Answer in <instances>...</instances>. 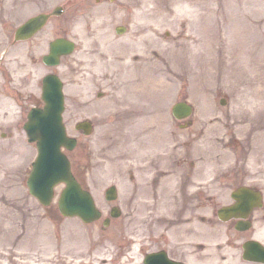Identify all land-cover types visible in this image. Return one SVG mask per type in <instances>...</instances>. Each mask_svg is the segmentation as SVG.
I'll return each instance as SVG.
<instances>
[{
  "label": "rangeland",
  "instance_id": "obj_1",
  "mask_svg": "<svg viewBox=\"0 0 264 264\" xmlns=\"http://www.w3.org/2000/svg\"><path fill=\"white\" fill-rule=\"evenodd\" d=\"M210 1L213 4H218L224 14L228 16V18L226 16L221 19V29L218 41L216 40L218 49L211 48V45L208 46L210 42L207 34L204 35L199 31L200 25L195 26L197 30H193L195 39L193 43L185 46L183 41L187 38L184 37L185 31L182 29L179 33L181 28L179 24L176 26L163 24L162 17L167 13H172L173 17L178 15L182 19L188 16V11L191 15L193 0H123V5L129 7L128 17L117 6L112 9L110 6H99L100 11L97 16L84 21L81 18L77 19L74 29L70 32L79 41L77 50L67 56L57 67V71L65 82L63 119L68 132L75 134L80 140V144L70 152V155L75 170L84 178L96 202L104 209L103 215L110 203L104 199L103 190L108 183L117 182L119 186L118 201L122 210L120 215L112 218L109 224H119V222H122L121 224H142V218L145 219L143 224H150L147 223L146 215L148 213L143 200L134 210L131 209L130 200L132 185L140 197L146 194L143 178H147L148 175L144 169L141 170L142 165L139 164L137 165V174L131 178L132 174L129 171L131 163L124 157L130 153L137 154V149L147 145L150 139L160 141L166 139L163 131L166 130L165 127L170 122L165 112V114L162 113V116H157L155 111L153 115H150L151 110L149 109L142 117L143 120H140L134 127L126 126L124 129L121 122L117 120L118 115L95 114L99 109L107 111L104 110L109 106L106 104L112 102L108 97L110 86L99 82L98 78L100 77L97 78L98 80L96 79L97 76L110 69V66L91 64L89 60L84 61L81 50L84 43L83 37L93 40L94 33L102 26V29L107 27L106 34L108 32L114 34L113 25L120 21L128 26L127 32L121 39L130 35L137 23L150 22L151 28H155L151 35L150 47L153 55L151 59L161 57L166 60L164 64L167 65V68L157 73L154 72L155 76L161 78L157 82H161L162 86L155 84L156 80H149L147 74L143 75V73L142 77L138 78L137 84L148 83L150 88L154 87L156 91L153 92V99L159 100L166 97L169 91L168 97L163 101V106L166 109L171 98H187L194 104V113L191 115L192 122L187 128L179 129L173 126L176 131L173 133L174 137L181 131L190 134V131L193 130V134L198 135L207 129L206 137L203 136L202 142L198 144L212 154L218 153L217 158L226 159L227 157L230 162L234 163L231 169L227 168L221 173L211 174L212 180H215L219 175L225 177L219 181L210 182L212 188L205 193H213L217 190L220 197H215V199L219 202L220 199H227L226 191L229 186L249 183L260 186L264 196V156L262 155L264 148L260 147L259 150L255 148L250 151L249 148H253V145L249 143V139L256 140V138L252 136V129L244 127L245 123L242 124L243 117L241 115V103L248 91L245 78L251 77L247 74L249 67L246 66V70L243 72L241 63L249 55L251 57V54H254L258 67L256 77H264V0ZM204 4L207 9L208 3ZM185 6H187L186 9ZM197 6H200V3ZM127 7H123L126 12ZM133 7H135L134 10ZM198 11L200 16L201 8ZM110 15H115V19H111ZM189 19L192 23L193 17L190 16ZM85 27L90 31L85 32ZM166 31L169 32L168 35H165ZM178 33L183 35L181 49L174 53H159L160 47L177 41ZM215 39L212 41L213 43H215ZM96 42L97 40L93 42V45ZM224 50L236 52L235 60L239 64L236 65L234 62L228 68L223 67L219 58ZM171 56L172 64L168 63ZM146 80L149 81L145 82ZM98 90L103 92L101 97L96 95ZM221 97L225 98L224 103L219 102ZM87 115H90L89 118L93 120L95 126L90 134L83 135L75 129L74 123ZM156 118L160 119L161 124L149 125ZM148 128L152 132H149ZM135 133H137L136 137L133 136ZM183 139L182 137L181 140ZM189 148L182 147L177 156L180 155L181 158L188 155ZM35 154V145L27 141L22 129L20 133L2 134L0 132V200L4 203L6 211L12 213L14 217L11 224H5L6 227L0 225V252L7 255H33L31 257L34 259H36L34 256H37L39 259L46 260L57 243V240L55 242L51 238L48 239V228L53 225L59 232L63 224H101V218L92 222H84L78 216L61 215L57 208L60 187H56L54 198L48 207L30 194L25 180ZM196 162L197 156L193 153V166ZM210 167L205 165V169H201L196 175L193 174V180L208 175ZM197 190L194 189V192ZM195 196L204 197L199 193ZM207 201L209 200H204V202ZM214 204H216L215 200H211V203L204 208L200 207L199 211L203 209L209 212L211 205ZM28 210L33 211V224H25L29 217ZM142 210L145 211V216ZM257 214V224H264V209L258 210ZM155 224H159V221L157 220ZM13 261L21 262L18 258ZM44 264L46 263L44 262Z\"/></svg>",
  "mask_w": 264,
  "mask_h": 264
},
{
  "label": "flooded vegetation",
  "instance_id": "obj_2",
  "mask_svg": "<svg viewBox=\"0 0 264 264\" xmlns=\"http://www.w3.org/2000/svg\"><path fill=\"white\" fill-rule=\"evenodd\" d=\"M122 1L0 0V117H22L31 105L38 103V80L33 73L39 67H48L43 55L48 52L51 40L58 36L74 38L70 32L77 18L97 16L99 6L111 9L117 6L128 17L129 7ZM55 5H58L56 14L52 12ZM123 7H127V12ZM39 13L47 14L41 25L33 22L22 28L27 19ZM115 17L110 15L111 19ZM104 41L106 45L111 43L107 36ZM128 106L131 112L143 107L132 102ZM159 106L161 109H151L150 115L155 111L173 117L169 109ZM0 123L8 131L15 127L13 122ZM168 144L167 150L145 153L141 161V170L148 175L143 178L146 187L143 198L150 201L152 209L157 208L155 198L158 199L161 224H64L61 232L52 230L57 243L47 264H264V253L250 257L243 253L246 244L250 249L256 247L254 240L264 246V224L252 222L254 209L249 215L252 224H237L239 218L222 221L214 204L211 211H203L209 215L202 214L206 220L193 224V207L207 205L201 197H193V158L189 163L181 162L186 160L177 156L181 142L174 141L171 146L169 140ZM135 170L130 168L131 178ZM133 190L131 186V193ZM130 200L135 207V195L131 194ZM233 202L229 194L224 204ZM29 256L33 255L7 256L0 252V264H41L37 256L29 263L12 261L13 257Z\"/></svg>",
  "mask_w": 264,
  "mask_h": 264
},
{
  "label": "bare ground",
  "instance_id": "obj_3",
  "mask_svg": "<svg viewBox=\"0 0 264 264\" xmlns=\"http://www.w3.org/2000/svg\"><path fill=\"white\" fill-rule=\"evenodd\" d=\"M198 3H200V6H197ZM204 3H208L207 9ZM186 8L187 6H185V9ZM200 8L201 12L199 16L198 10ZM187 13L188 16L184 19H182V17L172 18V21L175 23L179 21L183 24V27L179 30V33H181V29L185 31L184 37L187 39L183 41V44L187 46L189 43H193L195 40L193 38V30H197L195 26L198 27V25H200L201 29H199V31H201V33L203 32L204 35L207 34V38L210 42L208 43V46L210 47L211 45V48L218 49L216 40H218L219 30L221 29V19L225 18V14L223 10L220 9L219 5L213 4L210 0H193V12L191 15L189 11ZM190 16L191 18L193 17L192 23L189 19ZM162 20L163 23H167L169 21L168 17L165 15H163ZM182 36H180V38L176 41V48L175 44H173L171 48L162 47V52H172L174 49L175 51L178 49L180 50L182 47ZM216 37L217 39H215ZM214 39L215 43L212 42ZM150 42L151 29L146 24L142 23L134 27L133 34L128 38L127 42L122 43L120 40L117 42L115 47H107L105 41L102 40L97 49H90V59L89 52H86V57L89 60H95L101 64L111 65L112 69L108 74L104 73L102 75L101 82L106 85L112 84L113 98H115V94L127 96L130 94H136V92L140 91L136 89V82L135 79H133L138 74V72L134 69L135 67L143 66V75L147 74L146 76H148L149 80L152 79L154 81L157 78L161 80L160 77L155 76L154 72L157 73L164 69V63L166 60L161 57L151 59L153 55L147 46ZM218 54L219 51L217 52V55ZM236 56V52H228V50H224L219 59L222 61L223 67L228 68V66L234 62L238 65L237 60H235ZM247 65L249 67V73L247 74L251 77L245 78V81L248 84V91H246V95L242 100V114L244 115L245 120L244 126L252 129V136L256 138V142H253V148H251L252 151L255 148H264V77H256V70L258 67L255 64L254 56L252 54ZM149 80H146V82ZM246 111L248 112L247 115H245ZM193 148L196 153L201 154V160L198 163V167L206 163L213 164L217 162L218 154H212L198 143H194ZM262 155L264 156V151ZM215 166L218 165L213 164V167ZM3 204L4 203L0 200V225L5 226V224H11L14 217L12 213L6 211L7 209L3 206ZM28 211L29 217L25 224H33V211Z\"/></svg>",
  "mask_w": 264,
  "mask_h": 264
},
{
  "label": "water",
  "instance_id": "obj_4",
  "mask_svg": "<svg viewBox=\"0 0 264 264\" xmlns=\"http://www.w3.org/2000/svg\"><path fill=\"white\" fill-rule=\"evenodd\" d=\"M60 84L56 75L48 74L45 77L43 97L46 104L42 109L34 108L24 124L29 139H36L39 147L38 158L33 163L34 167L28 183L31 192L36 194L42 202L48 203L53 185L64 180L66 186L59 199L62 212L78 214L85 220H91L99 215V210L90 192L82 188L74 178L69 159L60 150L61 144L72 148L76 142L74 137L67 136L65 133L61 115L63 95ZM77 126L83 127L86 132L90 130V123L86 121L78 122Z\"/></svg>",
  "mask_w": 264,
  "mask_h": 264
}]
</instances>
